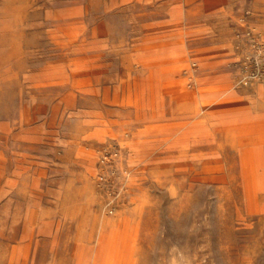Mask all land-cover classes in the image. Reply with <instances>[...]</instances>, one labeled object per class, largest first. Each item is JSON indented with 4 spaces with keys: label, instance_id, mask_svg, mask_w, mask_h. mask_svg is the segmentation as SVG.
I'll return each mask as SVG.
<instances>
[{
    "label": "rangeland",
    "instance_id": "1",
    "mask_svg": "<svg viewBox=\"0 0 264 264\" xmlns=\"http://www.w3.org/2000/svg\"><path fill=\"white\" fill-rule=\"evenodd\" d=\"M0 264H264V0H0Z\"/></svg>",
    "mask_w": 264,
    "mask_h": 264
}]
</instances>
